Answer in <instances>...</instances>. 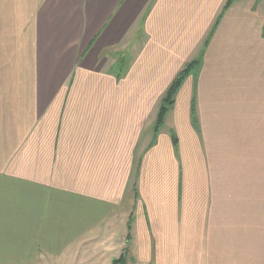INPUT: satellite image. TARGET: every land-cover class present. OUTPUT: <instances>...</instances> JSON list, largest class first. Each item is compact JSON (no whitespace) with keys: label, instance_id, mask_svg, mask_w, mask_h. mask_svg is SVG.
Instances as JSON below:
<instances>
[{"label":"crops","instance_id":"obj_1","mask_svg":"<svg viewBox=\"0 0 264 264\" xmlns=\"http://www.w3.org/2000/svg\"><path fill=\"white\" fill-rule=\"evenodd\" d=\"M225 1L0 0V264H264V0L153 139Z\"/></svg>","mask_w":264,"mask_h":264},{"label":"trees","instance_id":"obj_2","mask_svg":"<svg viewBox=\"0 0 264 264\" xmlns=\"http://www.w3.org/2000/svg\"><path fill=\"white\" fill-rule=\"evenodd\" d=\"M232 1L233 0H226L224 2V4L222 5L221 9L217 13V16L215 17V19H214L209 31L207 32V34L203 38L202 43H201V47H200V50H199L198 54L193 59L189 60L188 62H186L183 65V67L177 72L175 77L172 79V81L168 85L166 91L162 95V97L160 99L159 106H158L156 119H155V122H154L153 139L156 136L160 125L163 122V118H164L166 112L168 111V109L173 104L174 96H175V93H176L177 89L179 88V86L181 85V83L183 82V80L185 79V77L189 73L196 72L199 69V67L201 65L202 58H203L204 50H205L206 46L208 45V42H209L213 32L215 31V29H216V27H217L222 15H223V13L229 7V5L232 3ZM191 112H192L193 119H195L194 118V107L193 106L191 107ZM173 139L175 140L174 135H173ZM113 264H126L124 255L122 254L117 259H114L113 260Z\"/></svg>","mask_w":264,"mask_h":264},{"label":"rangeland","instance_id":"obj_3","mask_svg":"<svg viewBox=\"0 0 264 264\" xmlns=\"http://www.w3.org/2000/svg\"><path fill=\"white\" fill-rule=\"evenodd\" d=\"M125 231V230H124ZM103 256H104V260L106 261V263H104V264H110V257L112 256V252H109V253H107V252H104L103 253ZM80 263V262H79Z\"/></svg>","mask_w":264,"mask_h":264}]
</instances>
